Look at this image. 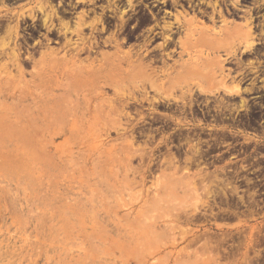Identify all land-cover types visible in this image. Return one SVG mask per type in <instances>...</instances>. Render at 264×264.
Returning <instances> with one entry per match:
<instances>
[{"label": "flooded vegetation", "instance_id": "obj_1", "mask_svg": "<svg viewBox=\"0 0 264 264\" xmlns=\"http://www.w3.org/2000/svg\"><path fill=\"white\" fill-rule=\"evenodd\" d=\"M241 34L253 47L223 49L219 71L240 93L183 99L188 47L239 44ZM139 71L151 80L135 85ZM88 78L94 87H74ZM75 88L135 94L117 103L102 138L152 159L146 176L196 175L197 211L178 216L194 226L184 240L192 249L220 264L243 253L240 264H264V0H0V92Z\"/></svg>", "mask_w": 264, "mask_h": 264}, {"label": "rangeland", "instance_id": "obj_2", "mask_svg": "<svg viewBox=\"0 0 264 264\" xmlns=\"http://www.w3.org/2000/svg\"><path fill=\"white\" fill-rule=\"evenodd\" d=\"M236 37L239 44L188 47L177 72L184 73L177 83L186 90L183 99L193 102L194 90L240 93L219 72L223 49L253 47L247 48L249 34ZM139 73L135 85L151 80ZM155 80L165 85L163 77ZM74 82L94 87L96 81ZM132 99L135 94L77 88L0 92V264H220L184 241L194 226L178 216L197 211L196 175L146 176L142 168L152 159L133 158L116 139L102 138L117 103ZM255 112L235 110L258 117ZM238 256L240 264L248 253Z\"/></svg>", "mask_w": 264, "mask_h": 264}, {"label": "bare ground", "instance_id": "obj_3", "mask_svg": "<svg viewBox=\"0 0 264 264\" xmlns=\"http://www.w3.org/2000/svg\"><path fill=\"white\" fill-rule=\"evenodd\" d=\"M205 44H206V43H205ZM205 44H203V45H205ZM252 44H253V43H251V44L249 45V47H247V48H251ZM208 45H209V44H208ZM236 48H237V47H234L233 51H236ZM189 52H190V51H189ZM187 63L189 64V62H187ZM192 64H193V63H192ZM192 68H194V67L192 66ZM194 69H196V68H194ZM198 85H201V83H200V84L198 83Z\"/></svg>", "mask_w": 264, "mask_h": 264}]
</instances>
